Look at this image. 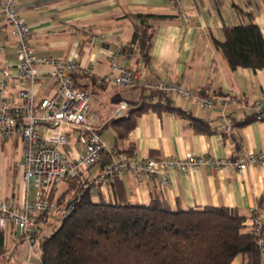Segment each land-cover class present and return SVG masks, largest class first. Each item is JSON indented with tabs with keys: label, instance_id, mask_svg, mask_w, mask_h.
Listing matches in <instances>:
<instances>
[{
	"label": "crops",
	"instance_id": "crops-1",
	"mask_svg": "<svg viewBox=\"0 0 264 264\" xmlns=\"http://www.w3.org/2000/svg\"><path fill=\"white\" fill-rule=\"evenodd\" d=\"M179 6L190 15L188 22L180 17L172 0H20V14L32 27L33 45L39 56L77 57L83 64L93 65L97 75L112 70L109 50L118 45L125 47L131 41L134 23L129 14L166 16L150 20L154 29L150 62L123 51L119 63L131 67L142 78L177 81L218 101L209 108L192 99L171 97L177 107L207 121L210 131H197L188 117L174 112L149 111L137 118L135 128L128 138L121 139L119 147L123 150L134 147L141 156L164 158L183 157L189 152L214 156L264 152V116L258 119L255 109V101L264 91V69L231 68L215 44V39L224 38L225 26L252 20L264 36V0H180ZM5 29L8 32L10 26ZM16 49L15 38L8 34L2 61L13 64ZM77 78L93 95L92 112L99 117L101 127L118 117L116 111L123 102H128L129 108L138 104V88H133L137 96H125L133 89L99 85L95 77L83 74ZM52 89L49 83L42 87L41 93L49 94ZM119 90L121 98L116 95ZM14 97L11 90L10 100ZM76 142L72 137L68 149L74 150ZM22 158L23 141L19 137L0 143V197L20 204L25 197V184L16 164ZM97 170L93 167L92 174ZM169 175L172 181L169 187L131 175L123 176L122 180L128 198L134 203H148L156 193H161L175 209L228 206L250 215L264 196V158L243 173L230 167L202 168L192 174L171 170ZM29 194L30 198L35 197L33 186ZM0 244V264H24L22 256L28 254L29 246L18 228L0 227ZM243 262L244 258L238 256L232 264Z\"/></svg>",
	"mask_w": 264,
	"mask_h": 264
},
{
	"label": "built area",
	"instance_id": "built-area-1",
	"mask_svg": "<svg viewBox=\"0 0 264 264\" xmlns=\"http://www.w3.org/2000/svg\"><path fill=\"white\" fill-rule=\"evenodd\" d=\"M172 1L178 6L180 17L188 22L190 15L180 8V0ZM6 25L10 26L8 32ZM8 34L16 40L13 64L3 62L1 58L8 44ZM33 35L31 25L20 14V0H3L0 8V143L14 137L23 141V158L16 168L22 171L25 197L21 204L0 197V227L12 225L18 228L30 253L37 249L42 236V226L37 216L43 213L51 215L58 210L56 197L61 184L68 178L90 172L104 156H108V160L92 176L91 185L95 191H107L117 176L151 179L169 187L172 182L169 175L171 170L192 174L202 168L220 170L231 167L243 173L251 164L264 158V152L236 156L189 152L175 158L141 156L136 150L115 154L99 133L102 127L99 117L92 112L93 95L89 89L77 83L78 75L95 77L99 85L123 89L144 87L171 97L178 95L209 108L219 102L177 81L142 78L131 67L119 63L123 46H114L109 50L111 72L97 75L93 65H85L77 57L61 59L39 56L33 45ZM49 83H52V91L49 94L41 93L42 87ZM11 90L15 93L13 100H10ZM263 108L264 91L255 101L257 112ZM128 109L129 103L123 102L116 115L121 116ZM72 137L77 142L71 151L68 147ZM31 186L36 189L34 198H30ZM51 193H54V198ZM254 222L261 226V217H256ZM260 244L264 249V238Z\"/></svg>",
	"mask_w": 264,
	"mask_h": 264
},
{
	"label": "trees",
	"instance_id": "trees-1",
	"mask_svg": "<svg viewBox=\"0 0 264 264\" xmlns=\"http://www.w3.org/2000/svg\"><path fill=\"white\" fill-rule=\"evenodd\" d=\"M128 17L133 20L134 30L123 50L148 63L154 36L150 20L166 16L129 14ZM223 34L224 38L215 39V44L231 68L264 69V36L256 22L225 26ZM76 80L79 83L77 77ZM136 88L140 89L138 104L99 130L100 135L106 128L115 130L116 144L109 145L115 154L136 150L121 149L118 140L128 138L137 118L149 111L174 112L188 117L197 131H210L207 121L177 107L169 94ZM263 116L264 108L257 112L258 119ZM107 160L108 156H104L93 167L98 172ZM92 168L88 175L81 173L65 180L67 189H73V196L69 199L63 193L56 197L61 224L51 234L39 238L38 264H232L238 256L244 258L243 264H261L264 196L250 215L228 206L175 209L161 193H156L148 203H134L128 198L120 176L108 186V194L93 190ZM64 196L66 200L61 199ZM76 196L78 199L74 200ZM51 197H55L54 193ZM71 199L74 201L67 208ZM256 217H261V226L254 222ZM49 218L43 213L37 216V221L42 226Z\"/></svg>",
	"mask_w": 264,
	"mask_h": 264
},
{
	"label": "rangeland",
	"instance_id": "rangeland-1",
	"mask_svg": "<svg viewBox=\"0 0 264 264\" xmlns=\"http://www.w3.org/2000/svg\"><path fill=\"white\" fill-rule=\"evenodd\" d=\"M121 89V88H120ZM125 90V89H124ZM112 92H114V90H111ZM116 95L119 96V98H121V90L119 91H116ZM125 96H129V95H132V96H137V92H135V89L133 90H130L129 91V94H124ZM120 103V102H119ZM137 103V101L134 102V104ZM94 101L92 99V105H94ZM115 109V108H114ZM102 139L110 146H114L116 144V139H115V130L113 128H106L102 133ZM118 143L121 145V140H118ZM69 185L66 184V183H63L61 184V187L59 188V191H58V195L60 196L61 194H65L66 195V198H71L73 196V189H70L68 190L67 187ZM65 190H67L65 192ZM61 199H65V196ZM73 200V199H71ZM70 200V201H71ZM61 214L59 211H54L51 215H50V218L48 220V222L44 223L42 225V236H45V235H49L52 233V231L54 229H56L60 224H61ZM38 246H37V249L33 250V252H31L29 254V251H28V254L25 255V256H22V260H24V264H38L39 263V260H40V257H39V253L38 251Z\"/></svg>",
	"mask_w": 264,
	"mask_h": 264
},
{
	"label": "water",
	"instance_id": "water-1",
	"mask_svg": "<svg viewBox=\"0 0 264 264\" xmlns=\"http://www.w3.org/2000/svg\"><path fill=\"white\" fill-rule=\"evenodd\" d=\"M76 199H78V196H76L74 200H76ZM74 200H71V201L68 202L67 208L70 207V205L73 203Z\"/></svg>",
	"mask_w": 264,
	"mask_h": 264
}]
</instances>
